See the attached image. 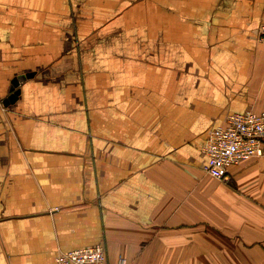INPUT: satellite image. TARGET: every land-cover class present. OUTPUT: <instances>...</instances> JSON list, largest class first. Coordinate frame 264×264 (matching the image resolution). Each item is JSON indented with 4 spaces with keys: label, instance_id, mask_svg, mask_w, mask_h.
<instances>
[{
    "label": "crops",
    "instance_id": "crops-1",
    "mask_svg": "<svg viewBox=\"0 0 264 264\" xmlns=\"http://www.w3.org/2000/svg\"><path fill=\"white\" fill-rule=\"evenodd\" d=\"M263 23L264 0H0V264H264V159L224 183L203 152L264 112Z\"/></svg>",
    "mask_w": 264,
    "mask_h": 264
},
{
    "label": "built area",
    "instance_id": "built-area-1",
    "mask_svg": "<svg viewBox=\"0 0 264 264\" xmlns=\"http://www.w3.org/2000/svg\"><path fill=\"white\" fill-rule=\"evenodd\" d=\"M264 43V23L258 31ZM203 152L207 158L204 172L211 178L228 182L230 169L251 159H264V112L231 114L226 124L209 133ZM57 264H108L103 246L61 253ZM118 264H126L121 259Z\"/></svg>",
    "mask_w": 264,
    "mask_h": 264
},
{
    "label": "water",
    "instance_id": "water-1",
    "mask_svg": "<svg viewBox=\"0 0 264 264\" xmlns=\"http://www.w3.org/2000/svg\"><path fill=\"white\" fill-rule=\"evenodd\" d=\"M33 77V74H27L25 75V78H31ZM19 81L18 80H15L13 81L12 83V87H11V95L9 97L6 98V100L3 102V105L5 107H9L10 105H14L19 96H20V90L18 89L19 87Z\"/></svg>",
    "mask_w": 264,
    "mask_h": 264
}]
</instances>
